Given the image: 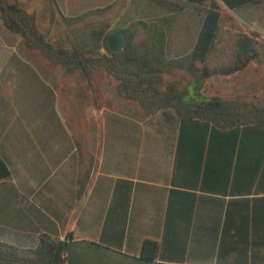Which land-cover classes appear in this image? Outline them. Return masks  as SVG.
<instances>
[{
    "label": "crops",
    "instance_id": "0c3cea01",
    "mask_svg": "<svg viewBox=\"0 0 264 264\" xmlns=\"http://www.w3.org/2000/svg\"><path fill=\"white\" fill-rule=\"evenodd\" d=\"M3 71L1 241L28 254L71 234L66 264H264V126L203 137L158 111L142 134L115 122L76 136L56 110L34 119ZM145 239L155 260L140 257Z\"/></svg>",
    "mask_w": 264,
    "mask_h": 264
},
{
    "label": "rangeland",
    "instance_id": "374dc122",
    "mask_svg": "<svg viewBox=\"0 0 264 264\" xmlns=\"http://www.w3.org/2000/svg\"><path fill=\"white\" fill-rule=\"evenodd\" d=\"M11 1H18L36 16L40 30L49 40L65 46L88 39L93 29L104 27L106 31L130 28L134 32L133 43L144 47L151 26L155 25L166 32L168 58L194 47L203 19V11L185 0ZM221 10L210 56L198 63V74L203 75L199 92L264 106V0L235 10L222 4ZM245 37L251 39L247 50L241 48ZM2 67L5 74L10 69L11 91H18L21 83L24 99L36 110L33 118L56 110L58 121L64 123L69 134L73 130L76 136H98L105 126L109 134L115 122L133 123L142 134L155 121L164 119L161 113H147L135 99L121 94L119 80L105 68L94 66L87 74L81 70L67 73L62 65L52 64L26 48L22 36L8 30L0 18ZM170 84L180 88L188 85L189 101L198 90L194 74L183 69L163 73L162 87Z\"/></svg>",
    "mask_w": 264,
    "mask_h": 264
},
{
    "label": "trees",
    "instance_id": "16d2710c",
    "mask_svg": "<svg viewBox=\"0 0 264 264\" xmlns=\"http://www.w3.org/2000/svg\"><path fill=\"white\" fill-rule=\"evenodd\" d=\"M185 1L203 11L202 25L194 47L169 58L165 55L166 32L155 25L151 26L144 47L135 45L134 32L124 28L127 34L124 48L112 51L107 38L114 31H106L104 27L93 29L88 39L70 46L52 42L40 30L36 16L18 1L0 0V18L8 30L22 36L26 48L38 52L52 64L62 65L67 73L81 70L87 74L94 66L105 68L119 80L121 94L135 99L147 113L160 111L168 116L173 115L181 122L182 131L183 125L189 130L200 128L197 135L207 137L211 128V135L217 132L237 138L241 128L264 126V106L219 95H203L199 92L203 75L198 74V63L205 62L213 49L222 17L221 5L235 10L259 0ZM250 41V37H245L241 48L247 50ZM102 48L105 51H101ZM175 69L194 74L198 90L191 101L187 99L191 95L188 85L183 88L174 84L162 87L163 73H171ZM9 175L10 169L0 156V179ZM71 236L68 234L66 239H58L42 234L37 246L30 249L27 255H22L17 245L0 240V264H66L67 244ZM157 252L158 243L155 240L143 241L141 258L155 260Z\"/></svg>",
    "mask_w": 264,
    "mask_h": 264
},
{
    "label": "water",
    "instance_id": "95a60500",
    "mask_svg": "<svg viewBox=\"0 0 264 264\" xmlns=\"http://www.w3.org/2000/svg\"><path fill=\"white\" fill-rule=\"evenodd\" d=\"M127 34L124 30H116L112 32L108 38L107 43L112 51H120L125 46Z\"/></svg>",
    "mask_w": 264,
    "mask_h": 264
}]
</instances>
